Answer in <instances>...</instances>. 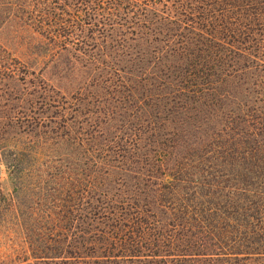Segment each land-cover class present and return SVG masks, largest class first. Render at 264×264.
Returning a JSON list of instances; mask_svg holds the SVG:
<instances>
[{
    "label": "trees",
    "instance_id": "obj_1",
    "mask_svg": "<svg viewBox=\"0 0 264 264\" xmlns=\"http://www.w3.org/2000/svg\"><path fill=\"white\" fill-rule=\"evenodd\" d=\"M176 9L192 25L159 18L154 36L140 33L139 39L155 50L138 85L146 98L155 91L166 96L170 114L157 127L159 136L154 128L133 157L97 161L83 178L64 166H20L14 159L15 172H59L65 190L70 183L63 202L45 201L51 202L44 207L51 225L38 234L39 245L28 247L33 258L51 264H264V0H185ZM131 24L149 29L153 23L135 18ZM79 39L97 47L98 63L120 66L123 49L112 50L119 41L111 35L99 43L91 34ZM146 54L137 56L138 64ZM228 85L238 97L221 91ZM101 164L104 180L121 182L113 189L98 182ZM9 206L15 207L12 200ZM73 220L85 225L73 231L79 225L68 223Z\"/></svg>",
    "mask_w": 264,
    "mask_h": 264
},
{
    "label": "rangeland",
    "instance_id": "obj_2",
    "mask_svg": "<svg viewBox=\"0 0 264 264\" xmlns=\"http://www.w3.org/2000/svg\"><path fill=\"white\" fill-rule=\"evenodd\" d=\"M181 2L185 0H0V264H51L33 258L28 247L39 245L38 234L51 225L44 208L51 202L45 201L65 199L70 184L65 190L59 172H15V158L20 166L28 161L64 166L71 176L83 178L97 161L115 164L133 157L146 146L154 128L159 136L157 127L170 114L162 99L166 96L155 91L146 98L138 85L155 50L151 42L139 39L140 33L147 39L154 36V20L159 18H180L185 26L192 25L174 10ZM135 18L152 20V27L144 28L145 22L135 27ZM89 34L97 43L106 34L119 41L111 45L112 50L123 49L120 66L96 61L102 57L97 47L79 43ZM135 34L137 42L131 40ZM147 52L138 64L137 56ZM113 69L118 76L109 78ZM153 74L151 81L155 70ZM221 91L238 97L233 85ZM102 170L103 164L96 167L100 184L113 189L121 183L104 180ZM11 200L15 207L9 206ZM78 222L73 231L85 224L68 222Z\"/></svg>",
    "mask_w": 264,
    "mask_h": 264
}]
</instances>
